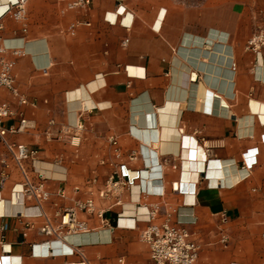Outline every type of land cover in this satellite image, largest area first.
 <instances>
[{"label": "crops", "instance_id": "crops-1", "mask_svg": "<svg viewBox=\"0 0 264 264\" xmlns=\"http://www.w3.org/2000/svg\"><path fill=\"white\" fill-rule=\"evenodd\" d=\"M69 1L28 0L26 31L11 14L0 19V50L28 99L21 104L0 89V106L15 112L5 126L28 122L7 138L39 149L27 168L34 180L38 172L46 178L52 197L42 209L53 220L55 202L68 206L84 198L94 177L97 194L121 163L131 172L160 164L163 195L143 193L135 184L122 205L98 199L110 225L119 215L134 224L119 222L111 231L81 212L87 232L53 244L55 254L33 255V244L51 238L42 231L44 217L23 215L39 208L22 193V173L0 139V173L6 176L0 264H120V258L155 264L141 237L148 213L157 209L153 222L161 223L168 215L180 217L183 207L195 216L186 227L200 244L197 264H264V50L246 48L264 29V0H92L89 8L68 9ZM225 106V114L213 111ZM111 136L123 152L119 159ZM184 165L188 173L198 171L189 196L173 188L183 181ZM159 174L152 171L150 178ZM235 174L241 175L235 183H219L220 176L233 180ZM60 188L66 198L56 196Z\"/></svg>", "mask_w": 264, "mask_h": 264}, {"label": "built area", "instance_id": "built-area-1", "mask_svg": "<svg viewBox=\"0 0 264 264\" xmlns=\"http://www.w3.org/2000/svg\"><path fill=\"white\" fill-rule=\"evenodd\" d=\"M27 2L28 0H6L5 9L0 13V19L7 14H11L22 24V29L27 30L28 26V14H27ZM92 0H70L67 3L68 9L75 8H89ZM76 25L74 24L73 27ZM1 27V26H0ZM247 50L259 52L264 50V29H261L254 33L246 44ZM7 88L15 96L19 97L21 104H27L28 99L20 95L16 86V76L13 73V62L8 60L2 55L0 50V89ZM15 112L7 105L0 106V139L6 144L11 159L15 162L16 166L20 169L23 181L20 183L21 191L25 196L33 197L36 200V207L39 208V212L28 214L23 212V215L30 217H44L45 223L42 226V231L50 236L51 239L44 241L40 244L32 245V253L36 256H49L55 254L52 243L60 241L65 243V239L68 235L84 233L89 230V224L87 220L80 218V213L84 212L90 216H96L103 224L110 226L111 231H114L119 226L121 216L117 218L116 226L110 225L105 214L108 211L106 208L98 207V199L100 200H113L114 204H123V195L125 191H131L132 186L140 185L141 192L150 194L151 190L146 184H144L143 172L144 170H154L158 168L160 174L155 176L152 180L157 183L158 186H163L164 174L160 164L151 165L134 171L135 175H132L130 169L126 164L121 163L117 166H113L114 170L108 176L103 185L97 189V194H94L92 187L98 182V178L94 177L89 180V192L84 198H78L72 205L59 206L57 202L54 205L57 207L55 212V219L49 218L45 211L42 209V202L50 201L52 192L46 187V178L40 172L37 174V179L34 180L29 174L27 163L29 161H35L39 157V149L30 147L24 143H15L8 140L7 135L9 132L22 131L28 124L25 118L20 120L19 125L16 127L7 128L5 121L12 118ZM82 128V125L77 127ZM110 142L113 146V153L115 158L122 157L123 152L121 150L118 139L115 136L110 137ZM81 141V135L79 133L74 134L72 137V144L78 146ZM138 151H132L131 158H136ZM175 168L176 165H173ZM6 176L4 173H0V186L5 182ZM148 180V178H145ZM174 190L178 191L179 183H173ZM155 194L163 195V191H155ZM56 196L60 198H66V191L60 188L56 192ZM157 209L149 211L148 213V225L142 231V239L149 245L150 256L155 264H197L200 244L192 238L191 232L187 229L186 225L192 222H183L180 220L179 215L175 220L171 215H168L161 223L153 222V219L157 217ZM22 215V213H21ZM221 219L223 222L227 221V216L222 213ZM4 228V227H3ZM228 237L225 235L222 238V242L227 244ZM48 244V254H40L36 252V248L40 245ZM74 252V248H67L62 251ZM60 252V253H62ZM86 263V262H84ZM120 264H126L123 258L119 259Z\"/></svg>", "mask_w": 264, "mask_h": 264}, {"label": "bare ground", "instance_id": "bare-ground-1", "mask_svg": "<svg viewBox=\"0 0 264 264\" xmlns=\"http://www.w3.org/2000/svg\"><path fill=\"white\" fill-rule=\"evenodd\" d=\"M226 108H227V106H225L224 109H222L221 111L220 110L218 111V110H215V109H213V111L215 113L225 114L226 110H227ZM144 152L148 153L149 152L148 148L144 147ZM150 162H151V160H150ZM185 167L186 166L184 165L183 181L181 182V184H179V187H181L182 190L187 191L188 192L187 196H189L192 193V190H193V178H194L193 176L198 174V171H192V172L189 171V173H188V171L185 169ZM152 171L160 173V171H158V168H156V169H154ZM152 171L149 170L148 177H147L148 180L143 177L144 178V180H143L144 184H146V186H148L150 190L161 191L162 190V186H158L157 183H155L156 185H154V180H152V178H150V175H151ZM131 174L135 175L136 173L132 172ZM220 177H221V180L219 181V183H221L222 185H225V186H229V185L233 184V182L235 183L241 177V175L240 174H235L233 180H230L231 176L230 177H224V178H222V176H220ZM145 217H147V213H146ZM122 220H126L127 222L122 224L121 223ZM128 220H132V219L129 218V217H122L121 220H120V224L121 225H130V226L134 224L133 220H132L133 221L132 223H129ZM180 220L183 221V222H194L195 221V216L193 215V213H192L190 208L183 207L181 209ZM56 243H63V242L56 241V242L52 243V246H53V244H56ZM42 246L44 247V252H40V254H48L49 252H52L51 250H49L48 244H44ZM65 249H67V248H65ZM75 264H87V263L79 262V263H75Z\"/></svg>", "mask_w": 264, "mask_h": 264}, {"label": "rangeland", "instance_id": "rangeland-1", "mask_svg": "<svg viewBox=\"0 0 264 264\" xmlns=\"http://www.w3.org/2000/svg\"><path fill=\"white\" fill-rule=\"evenodd\" d=\"M16 20H17V19H16ZM17 21H18V20H17ZM260 30H261V29H260ZM257 31H259V30H256L254 33H256ZM254 33H253V34H254Z\"/></svg>", "mask_w": 264, "mask_h": 264}]
</instances>
